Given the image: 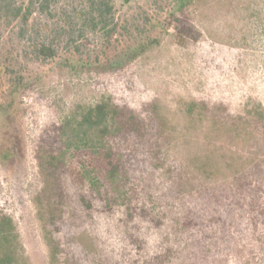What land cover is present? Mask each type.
<instances>
[{"label": "rangeland", "instance_id": "1", "mask_svg": "<svg viewBox=\"0 0 264 264\" xmlns=\"http://www.w3.org/2000/svg\"><path fill=\"white\" fill-rule=\"evenodd\" d=\"M113 1L118 31L111 47L102 33L89 34L61 45L55 57L36 59L18 22L2 26L0 103L10 104L12 70L27 85L9 117L0 112V209L14 219L29 263L50 264L35 203L44 188L37 150L77 106L110 97L144 123L145 137L115 144L122 176L115 188L103 181L97 197L89 182L73 181L90 157L71 158L75 177L68 171L55 199L64 220L47 227L62 264H264V136L253 127L234 141L209 135L185 108L198 101L237 120L264 107V0ZM84 7V0H56L54 18L38 12L29 26L49 33L64 11ZM142 12L161 20V44L102 71L123 58L122 27ZM159 119L169 124L168 139L156 135ZM84 196L94 197L93 207ZM142 210L158 221L144 220Z\"/></svg>", "mask_w": 264, "mask_h": 264}, {"label": "trees", "instance_id": "2", "mask_svg": "<svg viewBox=\"0 0 264 264\" xmlns=\"http://www.w3.org/2000/svg\"><path fill=\"white\" fill-rule=\"evenodd\" d=\"M56 0H0V41L3 37L2 26L10 27L14 22L20 25V38L27 40L32 56L40 59L42 56L55 57L61 45L71 47L77 45L82 39H87L89 34L102 33L110 47L113 45L112 37L118 31L116 23V7L113 0H84L85 7L74 12H63V18L52 28L49 33L43 28H30L29 22L36 13L49 14L53 18L52 6ZM132 0H125L130 2ZM161 0H157L160 2ZM187 1V0H186ZM162 3V2H160ZM184 5L185 0H179ZM74 13L76 16L74 17ZM161 20L148 12H142L132 22H126L122 27V36L126 39V50L123 58L118 61L109 60L102 71H115L123 68L140 57L152 51L162 42L161 32L158 29ZM63 46V47H64ZM79 49V48H76ZM50 51L51 53H48ZM28 54V51L26 52ZM12 77L7 92L10 104L0 103V112L6 118L16 97L27 85L24 76L11 71ZM186 112L191 122L204 127L207 134L224 137L226 141L238 140L250 136L248 127H253L255 132L264 136V107L256 104L248 112L247 118L227 120L215 110H210L206 103L192 101L186 103ZM159 128L156 135L168 139L171 135L167 132L169 124L158 120ZM145 125L129 109L117 105L112 98L103 97L93 106H77L56 129L52 135L40 145L37 150L40 172L44 188L36 196L35 203L40 219L44 222L45 238L49 248L50 264H62L60 256L62 248L54 234L47 229L49 224L64 220V210L56 197L62 196L64 176L70 172L71 158L78 152H84L90 159L87 168L81 171V176L74 180L77 183L89 182L94 197L102 195L103 181L112 187L119 182L123 166L119 150L115 144L120 140H127L132 135L139 139L145 137ZM255 137V136H254ZM251 138V137H250ZM5 156L11 154L5 142L2 146ZM207 160L217 161L208 156ZM216 163V162H215ZM216 169V168H215ZM75 177V176H74ZM115 188V187H114ZM93 197V198H94ZM93 198H81L82 203L93 207ZM140 216L150 222L158 221L147 210H142ZM264 217V210L262 211ZM0 264H30L24 254L17 225L14 219L0 209ZM67 264V263H65Z\"/></svg>", "mask_w": 264, "mask_h": 264}]
</instances>
